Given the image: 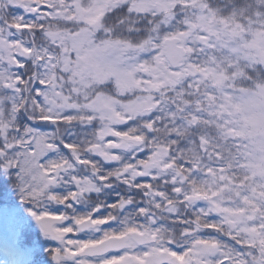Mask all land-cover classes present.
<instances>
[{"label":"snow or ice","instance_id":"6c2138e0","mask_svg":"<svg viewBox=\"0 0 264 264\" xmlns=\"http://www.w3.org/2000/svg\"><path fill=\"white\" fill-rule=\"evenodd\" d=\"M0 264H264V0H0Z\"/></svg>","mask_w":264,"mask_h":264}]
</instances>
